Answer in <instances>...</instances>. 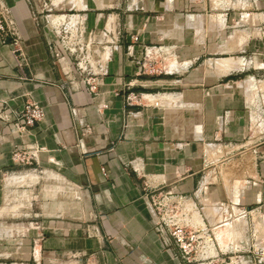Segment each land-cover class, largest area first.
<instances>
[{"label": "crops", "instance_id": "1", "mask_svg": "<svg viewBox=\"0 0 264 264\" xmlns=\"http://www.w3.org/2000/svg\"><path fill=\"white\" fill-rule=\"evenodd\" d=\"M0 23V219L33 220L0 238V264H182L147 203L157 189L189 207L211 255L250 245L264 227V0H0ZM30 102L45 118L21 137ZM28 147L44 149L37 171L13 163Z\"/></svg>", "mask_w": 264, "mask_h": 264}, {"label": "built area", "instance_id": "2", "mask_svg": "<svg viewBox=\"0 0 264 264\" xmlns=\"http://www.w3.org/2000/svg\"><path fill=\"white\" fill-rule=\"evenodd\" d=\"M66 23L59 26L62 28L60 33L58 32L60 44L72 56H76L79 70L85 73L88 60L82 48V34L76 25ZM145 56L150 74H158L165 69L166 58L156 51V48L146 49ZM88 89L91 93L98 91L95 80L88 81ZM136 98L135 95L129 94L126 102L131 104ZM14 115L13 129L21 137L45 118L44 110L32 102L27 103ZM43 150L39 147L16 148L12 154L13 163L16 167L37 171ZM146 200L156 217L157 227L168 231L173 238L180 251L182 264H264V227H259L260 224H253L250 228V245L242 253L213 256L207 249L205 238L190 228L191 224L186 221L191 211L183 201H172V195L161 189L148 191Z\"/></svg>", "mask_w": 264, "mask_h": 264}, {"label": "rangeland", "instance_id": "3", "mask_svg": "<svg viewBox=\"0 0 264 264\" xmlns=\"http://www.w3.org/2000/svg\"><path fill=\"white\" fill-rule=\"evenodd\" d=\"M68 2H73V0H67ZM1 24V23H0ZM3 217L0 219V238L10 239L14 236L21 235L24 231H26L30 227V223L33 222L31 218L26 217L23 211L12 214L11 216H7V213H2ZM5 244H0V251L6 252ZM11 260L5 261L4 263H8Z\"/></svg>", "mask_w": 264, "mask_h": 264}]
</instances>
